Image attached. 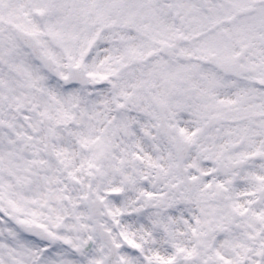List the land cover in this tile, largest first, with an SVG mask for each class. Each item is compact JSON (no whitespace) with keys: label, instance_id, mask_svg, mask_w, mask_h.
<instances>
[{"label":"snow or ice","instance_id":"snow-or-ice-1","mask_svg":"<svg viewBox=\"0 0 264 264\" xmlns=\"http://www.w3.org/2000/svg\"><path fill=\"white\" fill-rule=\"evenodd\" d=\"M0 264H264V0H0Z\"/></svg>","mask_w":264,"mask_h":264}]
</instances>
